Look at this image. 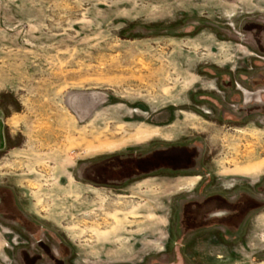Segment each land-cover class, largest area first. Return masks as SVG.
<instances>
[{"label":"rangeland","instance_id":"1","mask_svg":"<svg viewBox=\"0 0 264 264\" xmlns=\"http://www.w3.org/2000/svg\"><path fill=\"white\" fill-rule=\"evenodd\" d=\"M255 22L264 0H0V186L42 257L0 217V264H264V113L242 118L264 104ZM199 192L257 203L219 243L178 242Z\"/></svg>","mask_w":264,"mask_h":264},{"label":"flooded vegetation","instance_id":"2","mask_svg":"<svg viewBox=\"0 0 264 264\" xmlns=\"http://www.w3.org/2000/svg\"><path fill=\"white\" fill-rule=\"evenodd\" d=\"M249 28L253 31V34H264V23L255 22L249 25ZM264 37V36H263ZM259 52L264 53V40L260 42ZM250 71L251 75L248 78V87L252 89V94H254V90L258 87L262 91H264V68L261 70H257L254 67H251ZM258 74H254V73ZM264 103V102H263ZM222 109L221 115H230V119L233 122H239V110L237 114L229 113L228 110ZM256 111L264 113V104L258 108L255 106L247 107L242 112V118L248 119L250 114H254ZM240 118V119H242ZM131 158V157H130ZM128 157H121L120 160H127ZM133 159V158H132ZM138 159L139 162L143 161V156ZM155 165V163H153ZM144 165V164H143ZM119 165L114 166L112 169H118ZM140 172L144 171V168L141 164H137L136 167ZM123 173H127V170H123ZM102 179V181H97ZM98 177H90L88 180L94 185L97 184H110V185H119L125 184L130 179L129 176H120V177H107L104 176L102 178ZM198 185L197 188H199ZM186 200L182 201L181 208L177 211V221H176V231L178 232V236H176L177 241L179 242V238H186L188 236H192L193 232H206L212 231L214 233L213 239L215 242L219 243V236L222 233L226 232H235L238 231L237 226L233 225L235 220L238 219L239 216H244L247 212L252 211L256 207V200L252 198H244L243 195H238L232 200L226 198L222 194L218 193H207L201 194V192L193 194L185 198ZM248 202L247 209L244 208V202ZM21 201L19 200L16 190L13 186H0V217L6 218L10 223L11 232H16L18 234H23L30 241V246L23 247L25 253L30 255L29 260H40L41 256H34L30 253L31 249L35 248V243H38L36 240V233L38 232V226L35 224L37 219L31 214L26 216L23 211L26 212V209L21 206ZM239 225V221L236 222ZM176 233V232H175ZM33 238L35 241L31 240ZM28 241V240H27ZM177 241L173 243L175 245L179 244ZM17 244V243H16ZM38 245V244H37ZM34 247V248H32ZM23 260V258H22Z\"/></svg>","mask_w":264,"mask_h":264}]
</instances>
